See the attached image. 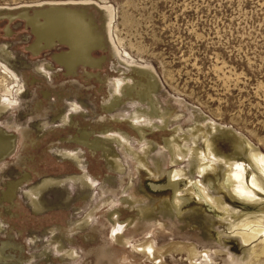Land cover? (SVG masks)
Wrapping results in <instances>:
<instances>
[{
  "label": "rangeland",
  "instance_id": "rangeland-1",
  "mask_svg": "<svg viewBox=\"0 0 264 264\" xmlns=\"http://www.w3.org/2000/svg\"><path fill=\"white\" fill-rule=\"evenodd\" d=\"M64 5L85 9L41 32L42 19L16 14ZM8 9L13 16H0V124L17 140L0 167V264H264L251 251L264 236L245 246L236 234L245 218L264 216V191L259 204H243L223 185L229 161L264 190L251 157L264 156V0H0ZM75 18L84 29H70ZM53 33L69 45L33 54ZM58 96L53 125L45 108ZM37 101L43 113L33 116ZM170 145L183 155L172 157ZM207 146L225 161L196 174ZM22 172L28 178L11 200L5 183ZM83 172L93 187L68 179ZM44 180L54 187L42 186L36 199ZM196 180L228 211L198 199ZM79 193L87 197L74 199ZM175 194L188 200L179 211ZM122 229L128 243L118 239ZM149 245L152 258L136 250Z\"/></svg>",
  "mask_w": 264,
  "mask_h": 264
},
{
  "label": "bare ground",
  "instance_id": "bare-ground-1",
  "mask_svg": "<svg viewBox=\"0 0 264 264\" xmlns=\"http://www.w3.org/2000/svg\"><path fill=\"white\" fill-rule=\"evenodd\" d=\"M76 15H77V13H76ZM47 21H48V23H51L52 21H57V19L53 20V16H52V17L48 18ZM72 22H73L72 27L70 29L74 28V30L77 31L79 28L84 29V27H85V24L83 23L84 21L83 20L79 21L78 18L73 19ZM88 28H90L89 24H88V26H86L87 35L91 36V38H93V40H92V42H93V41H95V39L97 37L95 35H93L91 28L90 29H88ZM67 31H68V29H67ZM69 35L71 37L73 36L75 39L82 40L81 38L80 39L76 38L74 33H69ZM75 39H73V41ZM64 58L65 57L61 58V62H64V60H66V62H67V59H69V58L73 59L74 58L73 51H71V53L69 55H67V58H65V59ZM14 76H15V74H14ZM117 142L118 143L120 142V143L125 144V145H129L127 140L120 135H119V139ZM170 146H168V151L171 153L172 157H174L176 155H181V156L183 155V150L181 149L180 146H178V147H174V146L170 147ZM206 150L208 151L207 154H205L204 152L198 153V155H200V157L202 158V162L201 163L199 162L200 166L196 167V169H195L196 174H203V172L207 171V169L216 168V166H217L216 161H219V162L225 161L224 159L216 157V155L212 153V151L209 149L208 146H207ZM184 151L187 153L188 148H185ZM197 151L195 154H197ZM62 156L75 160L77 166L82 167L81 161L78 159V157L72 151L63 152ZM197 157L199 160L200 157L199 156H197ZM251 157H252L254 165L257 166L259 171L264 175V156L260 153H254L251 155ZM172 160L178 162L177 158L176 159L173 158ZM139 162L142 165H145L143 162V159L139 158ZM117 167H119V165H114V168H117ZM226 167L228 169V173L223 178V185L225 187H227L232 192L234 197H236L237 201H241L243 204H259V202H256V200H258V201L260 200V196H258L259 192L264 191L263 190V183L261 182V180L257 179L254 176H250L249 180H247L245 169L241 163L226 161ZM179 171L180 170L175 171L173 176H172V179H171V181H172L171 188L173 189V191L177 190L178 181L176 180V178L180 177V175H181ZM68 179L78 180V181L82 182L85 187H93V185H95L94 181H92L87 176V174L85 172H83L80 175L69 177ZM48 184H49V182L47 180H44L40 184L41 187L36 188V194H37L36 199H38L39 192L41 191L42 186H46ZM194 184H195L194 185L195 189H193V190H194V193L197 194L198 199L203 200L204 202L209 204V206L210 205L212 207L218 206L219 208L223 209L224 211H228L227 209L223 208V206H222L223 202L219 199L220 197L219 198L213 197V196H211L210 193L205 191V186L202 184V182L200 180H196L194 182ZM181 197H182V195L179 196L178 194H175V196L173 197L172 203H174L176 205L177 211L180 210L181 204L188 202L187 198L182 199ZM221 199H223V198H221ZM243 221L244 222L241 225H239L240 227H242V230L240 232H236V234L238 235V237L242 243L249 244V242L256 239L257 237L264 236V216L261 215L260 217L255 218V219H251V220H249L248 218H245ZM116 233L117 232L114 230V232L111 235L114 236ZM118 236H120V235H118ZM118 236H116V237H118ZM245 246H246V244H245ZM192 248H193V245H191L187 249L189 250V252H192ZM136 250L141 251L148 258H149V256H151V258L154 256V250L152 249L151 245L147 246V248H139L138 247V248H136ZM251 251H252V256L254 258H259L260 256H263L264 255V244H262L259 248L252 247Z\"/></svg>",
  "mask_w": 264,
  "mask_h": 264
},
{
  "label": "water",
  "instance_id": "water-1",
  "mask_svg": "<svg viewBox=\"0 0 264 264\" xmlns=\"http://www.w3.org/2000/svg\"><path fill=\"white\" fill-rule=\"evenodd\" d=\"M96 9H98V11L104 16L106 15L105 10H103L102 8H100L99 5L95 6ZM83 9H85L84 6H79L76 5L74 7H69V6H48V7H44V8H25V9H21L19 11L16 12V14L25 19L27 22L36 18V19H42V22L40 24L37 25V32H41L43 30H46L49 26H45V23L48 22L47 19L53 16V20L57 19H63V18H69L71 15H74L80 11H82ZM2 15H6L7 17H11L13 16L12 11H10V9L4 11V10H0V16ZM59 30V29H58ZM55 43L57 44H64V45H69L68 42H66L64 39H62L60 37V35L53 33V35H51L48 38H41V41L36 44V46L34 47V49H32V53L33 54H37L38 52H40L41 50L45 49V48H51L55 45ZM61 66L64 68L65 70V74L66 73H70L72 71L67 70L65 65H63L60 62ZM74 68V67H73ZM73 70V69H71ZM58 103H48L46 105V112L50 111L53 113V115L51 116L50 120L53 123V125L57 124L56 122H59V115L61 114L62 110L61 107H63L62 105V97L58 96L57 98ZM43 104L39 101L34 102V104L32 105L31 108V114L33 116L36 115H40L43 113ZM103 110L105 111H109L110 109H112V105H106L102 107ZM45 112V111H44ZM35 126L37 127L38 130H42L43 129V125H41V123H35ZM21 134H23V132H21ZM16 140H17V133L15 131H10L9 129L5 128L2 124H0V167H3L6 162H7V158L10 157L14 152H15V148H16ZM24 159V158H23ZM6 173L9 176H14L15 174H18L16 170L9 168ZM28 178V174L25 172L20 173V176L17 179H12L9 180L5 183V185L10 189V199L12 200L15 197V194H17V190H19V187L22 183H24ZM82 185H84L82 182H80ZM65 184V183H64ZM50 185V184H49ZM51 187H54V184L50 185ZM85 198L87 197V194H77L75 196L74 199L77 198ZM10 200V201H11ZM63 204V203H62ZM66 206V205H65ZM61 207L63 208L64 205H61Z\"/></svg>",
  "mask_w": 264,
  "mask_h": 264
},
{
  "label": "crops",
  "instance_id": "crops-1",
  "mask_svg": "<svg viewBox=\"0 0 264 264\" xmlns=\"http://www.w3.org/2000/svg\"><path fill=\"white\" fill-rule=\"evenodd\" d=\"M117 220V219H116ZM111 222H112V227H111V231H110V235L112 234V229H113V226H114V221L112 220V218H111ZM123 229H122V232H121V235H120V238H118V239H120V240H124V242H126L128 239H126V238H123ZM112 236V235H111ZM126 240V241H125ZM126 243H128V241L126 242Z\"/></svg>",
  "mask_w": 264,
  "mask_h": 264
},
{
  "label": "flooded vegetation",
  "instance_id": "flooded-vegetation-1",
  "mask_svg": "<svg viewBox=\"0 0 264 264\" xmlns=\"http://www.w3.org/2000/svg\"><path fill=\"white\" fill-rule=\"evenodd\" d=\"M92 47V46H91Z\"/></svg>",
  "mask_w": 264,
  "mask_h": 264
}]
</instances>
